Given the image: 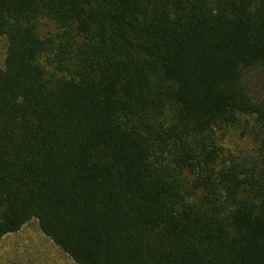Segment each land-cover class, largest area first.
Wrapping results in <instances>:
<instances>
[{
  "label": "trees",
  "instance_id": "1",
  "mask_svg": "<svg viewBox=\"0 0 264 264\" xmlns=\"http://www.w3.org/2000/svg\"><path fill=\"white\" fill-rule=\"evenodd\" d=\"M39 16L63 29L58 75ZM0 36V240L35 219L75 264H264V179L204 137L264 127L240 86L264 0H0Z\"/></svg>",
  "mask_w": 264,
  "mask_h": 264
},
{
  "label": "rangeland",
  "instance_id": "2",
  "mask_svg": "<svg viewBox=\"0 0 264 264\" xmlns=\"http://www.w3.org/2000/svg\"><path fill=\"white\" fill-rule=\"evenodd\" d=\"M36 35L51 41L52 46L40 57L47 74L58 75L56 70V46L63 39V29L45 16H39L34 23ZM7 39L0 36V68L4 67ZM242 91L255 102L264 103V66L256 65L242 73ZM174 110L169 111L170 115ZM207 143L219 149L218 166L233 161L244 174L264 179V127L256 115H238L235 125H220L204 134ZM243 174V175H244ZM192 176L183 171L180 182L187 192L192 189ZM198 195V193H196ZM198 202L197 197L190 199ZM0 264H75L48 237L42 234L37 221L32 219L18 232L7 234L0 240Z\"/></svg>",
  "mask_w": 264,
  "mask_h": 264
}]
</instances>
